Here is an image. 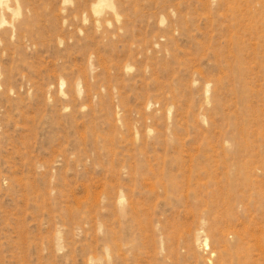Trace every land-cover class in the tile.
<instances>
[{"label":"rangeland","instance_id":"obj_1","mask_svg":"<svg viewBox=\"0 0 264 264\" xmlns=\"http://www.w3.org/2000/svg\"><path fill=\"white\" fill-rule=\"evenodd\" d=\"M104 1L0 2V264H264V0Z\"/></svg>","mask_w":264,"mask_h":264},{"label":"bare ground","instance_id":"obj_2","mask_svg":"<svg viewBox=\"0 0 264 264\" xmlns=\"http://www.w3.org/2000/svg\"><path fill=\"white\" fill-rule=\"evenodd\" d=\"M0 2H2V0H0ZM102 7H109L110 8V4L108 3V2H106V1H104V0H98V2H97V4H96V6L93 8V10H94V12L95 13H97V12H99V9L100 8H102ZM119 199H117L118 201V206H119V211L121 212H123V209L121 208V205H122V203H123V199H122V197H121V195H120V197H118ZM133 208H132V206H128L127 207V210L128 211H131ZM191 215V214H190ZM186 217V216H185ZM188 217V216H187ZM189 217H191V216H189ZM200 221V220H199ZM200 224H204V221H202L201 220V222H200ZM199 234H201V233H196V235H197V237L195 238V241H196V243H195V245H196V248H197V250L198 251H200V250H202V249H204V248H207V239L206 238H204L203 240H201L200 239V236H199ZM218 239H220L219 238V236L218 235H215ZM238 241H237V243H236V246H235V248H237V246H238ZM258 248V247H257ZM230 251H232V248L231 247H224V250H223V252H222V254H224V257H223V260H225V258H227V257H229L230 259H231V263L230 264H238V263H240V257L238 256V255H232L231 256V253H229ZM260 253V252H259ZM261 258V257H260ZM223 264H226L225 262L223 263Z\"/></svg>","mask_w":264,"mask_h":264}]
</instances>
